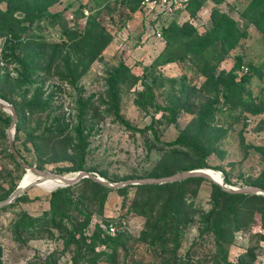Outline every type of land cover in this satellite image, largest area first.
Segmentation results:
<instances>
[{
    "label": "rangeland",
    "instance_id": "374dc122",
    "mask_svg": "<svg viewBox=\"0 0 264 264\" xmlns=\"http://www.w3.org/2000/svg\"><path fill=\"white\" fill-rule=\"evenodd\" d=\"M248 2L206 0L194 18L185 15L171 18L177 24H191L200 33L211 26L210 11L217 9L237 21L241 28L246 21L240 13ZM129 5L127 0H60L48 6L46 14L26 25L27 35L59 43L66 39L64 28L81 31L87 16L94 15L109 35L100 55L73 85L60 81L54 73L47 76L37 74L30 77L35 80L32 86L13 90L16 98L24 94L30 96L38 90L44 98L50 97L52 107L48 116L42 113L27 120L23 131L16 133L18 146L22 148L26 132L37 137L50 124L51 115L67 124L70 135L65 142L35 139L37 149L27 142V149H22V152L31 165L65 177L73 176L80 166L109 182L144 177L150 172L160 171L163 166L176 174L182 172L179 168L183 164H196L198 153L183 146H164L159 142L176 139L181 133L186 137L196 133L197 139L206 146L204 165L199 168L220 172L226 179L225 183L232 187H241L257 179L264 167L261 159V149L264 148V34L254 25L247 24L246 36L239 39L237 45L214 66V75L226 72L233 64V57L240 55V66L246 67L245 72L236 70L235 80L240 74L247 78L240 85V98L236 96L232 102L224 101L223 78L213 81L200 75L188 56L164 64L153 63L164 47L162 36L156 38L152 32L153 12L143 11L139 3L134 10ZM50 12L58 15L51 17L48 15ZM15 15L20 17L22 13L16 12ZM169 19H159V24L165 20L166 24ZM120 63L136 78L129 77L118 84L117 112L136 130L128 129L115 120L113 107L109 105L105 78ZM21 73L17 64L0 62V88L5 76L14 84ZM80 111L81 132L77 136L72 128ZM201 112L205 121L200 120ZM200 123L204 127L199 130L197 125ZM148 125L152 130L147 128ZM7 127L0 123V188L5 193L13 184L17 186L27 174L14 167L6 152L2 151L7 144ZM12 132L14 136V129ZM51 185L40 182L27 187L21 192L24 194L21 199L13 200L9 207L0 209V264L70 263L72 252L64 246L59 230L51 229L52 238L33 239L21 244V238L12 228L20 221L22 212L38 216L47 209ZM185 188L187 191L196 188L193 203L203 210L209 209L210 180H200ZM107 189L101 213H93L81 229L85 242H89L96 224L111 236L117 232L126 235L123 245L116 249L115 264L158 262L160 246L153 247L139 236L146 230V217L130 210L134 189L129 187L122 193L116 191L117 188ZM86 206L90 210L97 209L93 202L86 203ZM196 221L192 217L182 226L179 246L175 249L178 259L189 257L193 264H264V241L258 240L259 234H264V228L260 226L258 214H255L254 222L237 231L233 241L226 245L227 263L216 252L211 236L197 238ZM109 227L114 228L113 233ZM169 248L172 246L163 249L167 251ZM95 250L108 252L109 247L98 245ZM104 258L99 256L93 264H108Z\"/></svg>",
    "mask_w": 264,
    "mask_h": 264
},
{
    "label": "trees",
    "instance_id": "16d2710c",
    "mask_svg": "<svg viewBox=\"0 0 264 264\" xmlns=\"http://www.w3.org/2000/svg\"><path fill=\"white\" fill-rule=\"evenodd\" d=\"M58 1L60 0H0V4H4L3 7L0 6V62L7 65L15 63L22 71L14 84H11V78L5 76L2 88H0V99L12 105L15 110V135L12 142L18 156L28 165H31V162L22 152V149H27L25 146L27 142L37 149L35 139L65 142L70 138V135L67 124L59 117L51 115L50 124L40 131L37 137L26 132L25 140L21 144L22 148L18 146L16 133L23 131L27 120L31 116L42 113L44 116H48L52 107L50 97L44 98L38 90H35L30 96L24 94L19 98L14 96L13 90L32 86L35 80L30 77L37 74L47 76L54 73L60 81L73 85L86 72L90 63L100 55L109 40V35L94 15L87 16L81 31L64 28L66 39L59 43H49L39 36L27 35L26 25L35 18L46 14V8ZM127 1L131 4L129 5L131 10H134L139 2V0ZM205 1L188 0L185 6L188 18H194ZM16 12L22 13V16L17 17ZM48 15L55 17L58 14L50 12ZM240 16L246 21L241 28L237 25V21L226 13L212 9L209 14L211 26L200 33L196 32L191 24L186 22L177 24L174 18H170L161 27L164 47L154 58L153 63L164 64L180 60L186 55L200 75L213 81L223 78L221 84L223 85L222 97L224 101L232 102V98L236 96L239 99L242 89L240 85L247 79L244 74H240L235 80L236 70L241 65L240 55L233 57V64L228 71L217 75H214L212 71L214 66L223 59L224 54L234 48L239 39L246 36L247 24L254 25L264 34V0H249ZM33 48L34 50H32ZM62 50H65L64 53ZM129 77L136 78L129 74L126 66L120 63L108 74L105 83L108 89L109 105L113 107L112 115L115 120L128 129L136 130L118 114L116 107L118 84L125 82ZM170 111L173 112V110ZM0 115H3V118H0V123L2 126H7L10 122V115H5L1 109ZM81 115L80 111L76 116V125L72 128L74 135L77 136L81 132L79 124L82 122ZM199 117L200 120L205 121L202 112ZM197 127L200 130L204 125L200 123ZM147 128L152 130L151 125H148ZM2 136L4 137L3 132ZM159 143L171 147L183 146L198 153L199 161L196 164H183L179 168L180 171L204 165L206 146L197 139L196 133L188 137L181 133L176 139ZM54 144L52 142V145ZM2 151L6 152V156L14 167L23 170L13 160L7 144H4ZM261 152V159L264 163V148L261 149ZM167 165L169 166V164ZM77 169L84 170L80 166ZM168 169L163 166L160 171L150 172L144 177H162L174 172V170ZM200 180L206 179L188 177L167 183L125 185L116 189L120 193L125 192L129 187L134 189L130 210L147 219L146 230L140 233V239L153 247L160 246V260L150 264H193L189 257L178 259L175 253V249L179 246L182 226L192 217L197 219V238L204 235L211 236L216 252L220 253L224 263H227L226 245L233 241L237 231L254 222L255 214H258L260 226L264 228V195L230 193L211 182L210 207L208 210H203L193 203L196 188L188 191L185 188L186 185L196 184ZM224 181L226 182L225 178ZM243 185L258 186L264 189V167L257 179ZM15 187L16 184H13L9 192H12ZM55 187L54 184L51 185L52 190L49 191L47 197V209L38 216H30L22 212L19 216L20 221L17 225L13 224L12 228L17 233V237L21 238V244L33 239L52 238L51 229H57L63 238L64 246L69 252H72L69 264H93L99 256L106 257L104 259L108 264H115L116 249L123 245L126 235L117 232L111 236L95 224V228L89 236V242H85V236L81 230L87 225L93 213H101L104 192L108 189L88 178L80 179L72 185ZM8 193L3 192L0 188V200L5 199ZM23 195L20 193L14 200L18 201ZM90 202L96 203V210L87 208L86 203ZM10 205L11 202L0 209ZM258 240L264 241V234H259ZM98 245L109 247V251H96L95 247ZM168 245L172 248L165 251L163 248ZM177 259L178 261H176ZM129 264L139 263L130 262Z\"/></svg>",
    "mask_w": 264,
    "mask_h": 264
},
{
    "label": "water",
    "instance_id": "95a60500",
    "mask_svg": "<svg viewBox=\"0 0 264 264\" xmlns=\"http://www.w3.org/2000/svg\"><path fill=\"white\" fill-rule=\"evenodd\" d=\"M0 109L3 111H6L10 114V122L7 127L6 135H7V147L8 151L11 154L13 160L26 172H29L34 175L35 180H31L25 183L20 182L17 184V186L14 188V190L3 200H0V208L2 206H5L12 202L15 197H17L25 188L38 185L43 180H53L56 183H58L56 187H64L68 185H72L76 182H78L80 179L88 178L106 188L110 189H116L119 187H123L125 185H136V184H161V183H167L172 182L176 180L185 179L188 177H200L207 180H210L211 182L218 185L222 190L230 192V193H239V194H261L264 195V189L258 187V186H241V187H232L225 183L224 179L221 176V173L216 171L218 173L219 181L211 179L207 173L206 170L209 168H196V169H190L185 170L176 174H171L167 176L162 177H144V178H129L125 179L123 181L119 182H109L105 180L104 178L98 176L97 174L86 171V170H79L76 173L73 174L71 177H65L64 175H58V174H51L48 172H45L33 165L26 164L16 153L14 146H13V132L12 129H14V125L16 122V113L12 105L8 104L4 100L0 99ZM212 170V169H211ZM215 171V170H214ZM55 187V188H56ZM54 189V188H53ZM52 190V189H51ZM50 190V191H51Z\"/></svg>",
    "mask_w": 264,
    "mask_h": 264
},
{
    "label": "built area",
    "instance_id": "2783aa9c",
    "mask_svg": "<svg viewBox=\"0 0 264 264\" xmlns=\"http://www.w3.org/2000/svg\"><path fill=\"white\" fill-rule=\"evenodd\" d=\"M188 0H139V8L147 13L153 12V19L151 20V25L154 26L152 32L154 37L161 38V27L165 21L159 24V19L171 18L179 15L185 10V6ZM240 71L245 72L246 67L240 66ZM113 233V227H109Z\"/></svg>",
    "mask_w": 264,
    "mask_h": 264
},
{
    "label": "bare ground",
    "instance_id": "6f19581e",
    "mask_svg": "<svg viewBox=\"0 0 264 264\" xmlns=\"http://www.w3.org/2000/svg\"><path fill=\"white\" fill-rule=\"evenodd\" d=\"M206 173H207V175H208L211 179L216 180V181H219V177H220V176L218 175V173H217L216 171L211 170V169H207V170H206ZM32 177H33V178H32ZM31 180H35V177H34L33 174L27 172V174L25 175L24 179L21 180V181H22V183H25V182H28V181H31ZM42 182L52 183V184H54L55 186H58V185H57L58 183H56V182L53 181V180H48V179H47V180H43Z\"/></svg>",
    "mask_w": 264,
    "mask_h": 264
},
{
    "label": "crops",
    "instance_id": "0c3cea01",
    "mask_svg": "<svg viewBox=\"0 0 264 264\" xmlns=\"http://www.w3.org/2000/svg\"><path fill=\"white\" fill-rule=\"evenodd\" d=\"M179 15L180 16H184L185 15L188 18V14H187L186 10L182 11L181 13H179Z\"/></svg>",
    "mask_w": 264,
    "mask_h": 264
}]
</instances>
